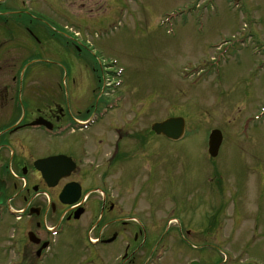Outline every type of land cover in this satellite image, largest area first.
Returning <instances> with one entry per match:
<instances>
[{
    "label": "rangeland",
    "instance_id": "374dc122",
    "mask_svg": "<svg viewBox=\"0 0 264 264\" xmlns=\"http://www.w3.org/2000/svg\"><path fill=\"white\" fill-rule=\"evenodd\" d=\"M91 1H78L84 5L79 17H92L86 14L92 9ZM94 1L104 11L107 0ZM133 2L121 11L119 7L110 11L107 21L100 17L91 26L94 34L90 38L82 34L86 26L80 23L78 38L84 50L75 56L76 70L57 69L62 101L68 107L77 106L75 118L84 116L98 99L114 102L122 97L119 108L108 113L89 132L63 135V150L71 152V139L104 130L108 135L103 147L96 140L89 145L91 151L100 154L95 159L86 157L82 168L104 176L108 151L101 149L108 139V145L114 143L113 133L109 131L117 129L114 124L122 125L123 148L139 149L138 143L145 148L135 155L139 158L124 160L120 168L111 167L108 171L111 183L107 185L114 187L106 191L111 202L122 207V202L131 201L124 188L135 178L133 184L137 187L147 185L145 181L147 177L152 179L154 169L153 176L159 182L157 185L150 180L147 191L150 197L157 195L158 206L169 209L174 204L177 213L185 205L189 207L187 216H191L194 207L201 204L211 215L222 212L223 217L218 221L227 230L238 223L231 212L236 206L244 214L238 219L242 230H250L252 223L258 224L257 230H263L264 0ZM43 62L64 63L63 58ZM85 64L91 65L82 66ZM103 79L116 86L105 88L104 92ZM74 85L77 89L73 95ZM177 116L184 118L187 126L181 142L173 143L149 134L152 123ZM213 129L221 131L223 141L218 157L211 160L207 155V138ZM78 155L75 148L72 156L79 158ZM141 165L148 167L137 168ZM94 176L95 173L88 179ZM21 205L18 202L14 206L18 209ZM87 205L95 214L97 196H91ZM163 211L159 214L163 215ZM71 223L78 229L71 231L59 226L55 236H48L50 250L40 261L32 258V264H120L125 246L122 236L104 247H94L88 242L84 228L92 222L82 217ZM19 229L13 215H5L0 222V264H10L9 260L13 259L10 249L12 240L22 239ZM14 231L18 232L13 237ZM256 233V243L249 251L254 263L250 264H264V235ZM182 244L175 255L161 250L158 264H187L194 259L195 249ZM225 248L222 246V250ZM214 251L207 248L215 256L206 260L219 263L223 256ZM95 254H103V261H97ZM203 259L199 264H206ZM143 260V264L155 263L149 253Z\"/></svg>",
    "mask_w": 264,
    "mask_h": 264
},
{
    "label": "flooded vegetation",
    "instance_id": "af4514ba",
    "mask_svg": "<svg viewBox=\"0 0 264 264\" xmlns=\"http://www.w3.org/2000/svg\"><path fill=\"white\" fill-rule=\"evenodd\" d=\"M78 1L0 0V216L9 215L18 202L28 205L19 221L22 239L14 241L11 251L13 259L17 264H32V258H37L40 247L48 242L49 227L62 223L64 229H78L71 223L75 221L74 210L60 202L63 188L75 183L80 187L81 200L86 196L80 206L84 210L81 218L86 217L92 222L84 227L87 229V239L91 237L95 240L91 244L94 247H104L122 236L125 246L124 253L120 255V264H143L148 253L158 261L161 249L175 255L179 245L183 246L182 243L195 249L192 253L194 259L187 264H199L202 257L205 261L215 256L207 252L208 247H212L214 253L219 255V247L225 245L242 248L234 252L233 258H223L219 263L206 260V264H240L241 260H237V257L249 255L247 248L250 247L252 230H240L237 224L227 230V226L220 223L218 217L208 215L201 204L194 207L195 212L191 216H187L189 207L185 205H181L177 213L174 204L169 209L158 206L157 195L150 197L147 191L151 183L149 177L145 181L147 185L137 187L133 184L134 179L129 187L124 188V194L132 199L122 202V207L110 201L107 192L114 187L107 185L111 183L108 171L111 167L120 168L122 158L135 160V155L145 147L136 144L139 149L134 147L125 150L122 146V125L117 129L112 128L114 143L108 145V139L105 148L101 149L108 151L104 176L91 169L82 171L86 157L95 159L100 154L91 151L89 145L96 140L103 147L108 135L104 130L92 132L78 140L71 139V152L63 150V135L84 130L72 129L79 120V117H73L77 106L68 107L63 103L62 88L56 81L59 73L57 69L76 70L75 56L83 49L78 35L80 23L86 26L82 34L91 37L94 34L91 26L100 17L107 21L110 11L116 7L121 11L128 6L124 0H107L102 11L93 0L92 9L86 13L92 17L84 19L79 17V11L84 5ZM129 1L136 3L137 0ZM52 58H63L64 63L43 62L44 59ZM71 92L75 94L74 89ZM100 106L95 104L85 115L92 116ZM34 123L39 125L32 126ZM95 125L89 122L85 131L89 132ZM63 128L66 130L62 131ZM75 148L78 149L79 158L72 156ZM59 155L70 158L75 168L67 178L49 188L36 163ZM142 167L148 166L137 168ZM93 173L96 176L92 180L88 179ZM154 173V169L151 170L152 180L156 181ZM120 177L122 183L123 176ZM91 184L93 186H89ZM94 195L98 199L95 214L90 212L87 205L88 199ZM188 196L194 198L190 193ZM162 211L164 214L160 215ZM29 233L35 235L39 244L34 245L28 241ZM131 247L133 249L129 250ZM175 248L177 250L174 251ZM95 259L103 261L104 256L95 254Z\"/></svg>",
    "mask_w": 264,
    "mask_h": 264
},
{
    "label": "water",
    "instance_id": "95a60500",
    "mask_svg": "<svg viewBox=\"0 0 264 264\" xmlns=\"http://www.w3.org/2000/svg\"><path fill=\"white\" fill-rule=\"evenodd\" d=\"M151 130L156 135H162L169 140L177 141L183 136L184 121L182 118H169L163 122L154 123L151 126ZM221 140H222V138H221V134L219 131L214 130L210 133L209 138H208V153L212 158L216 157V155L218 153V149H219L220 144H221ZM57 159H61V157L57 158ZM63 159L66 160L65 158H63ZM53 160H56V158L48 159V160L44 161L43 163L48 162L47 165H51ZM67 161H69V160H67ZM58 179L59 178H57L56 180H58ZM72 191H73V189L68 192V189L65 188L62 195H64V194L68 195ZM75 196H77V195L75 192H73L72 198H70V200L67 201L66 203L67 204H73L74 202H76L77 198ZM79 214L80 213H78L75 218H78Z\"/></svg>",
    "mask_w": 264,
    "mask_h": 264
},
{
    "label": "bare ground",
    "instance_id": "6f19581e",
    "mask_svg": "<svg viewBox=\"0 0 264 264\" xmlns=\"http://www.w3.org/2000/svg\"><path fill=\"white\" fill-rule=\"evenodd\" d=\"M82 50H84V49H81V50H80V53L82 52ZM78 55H79V54H78ZM71 193L73 194V191H72Z\"/></svg>",
    "mask_w": 264,
    "mask_h": 264
}]
</instances>
